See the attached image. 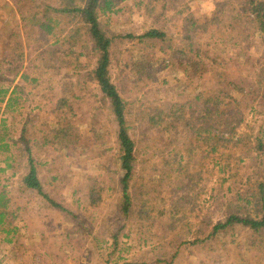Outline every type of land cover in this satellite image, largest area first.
Listing matches in <instances>:
<instances>
[{
	"label": "rangeland",
	"instance_id": "obj_1",
	"mask_svg": "<svg viewBox=\"0 0 264 264\" xmlns=\"http://www.w3.org/2000/svg\"><path fill=\"white\" fill-rule=\"evenodd\" d=\"M109 1L108 7L100 1L99 22L109 37L116 38L111 73L121 96L130 104L135 105L134 101L145 107L167 102L190 104L196 96L221 90L237 101L251 89H257L258 98L264 97V47L254 26L243 16L239 5L242 0ZM59 4V0H0V66L6 56L17 54L16 43H23L27 63L22 73L28 72L32 79L38 80L35 85L25 84L18 71L0 75V85L12 86L11 81L16 80L15 84L32 86L35 90L31 97L23 96L22 115L16 120L18 113H15V122L10 113L5 114L6 105L0 104V127L6 120L9 129L6 133L13 134L10 143L6 137L4 144L17 143L9 154L0 152V169L6 170L0 176L3 180L0 193L5 187L7 197L19 204V210L23 208V214L12 223L17 228L16 236L11 240L0 233V264H264V236L260 240L251 232L239 231L233 241L228 240L227 249L208 252L210 249L191 245L195 231L188 226L195 215L190 210L186 222H179L174 230L167 232L155 221L141 222L122 213L119 185L122 173L113 159L122 146L111 123L109 104L102 101L94 82L75 81L69 67L74 59H67L63 54L38 58L33 50L36 46H45L46 50V42L53 43V36H40L41 31L29 20H34L35 14L45 15V5L57 8ZM195 21L199 31L191 32L190 37L199 43L202 50L199 59L207 58L209 72L205 76L199 72L188 79L172 52L185 44L189 36L186 29ZM154 29L165 33L166 38L157 39V43L143 39ZM241 37L243 41L238 47L236 42ZM245 52H248L247 58L243 57ZM82 62L88 63L85 59ZM63 76L68 78L59 82ZM56 87L80 88L72 93L78 95V101L72 107L65 105L66 110H50V115L65 114L56 117L59 124L49 126V133L53 131L46 138L47 133L41 131L46 126L38 121L49 115L40 112L39 104L45 101L39 96ZM240 88L245 91L240 92ZM248 101L251 106L254 98L249 97ZM256 110L263 113L261 106ZM250 112L248 109L244 117L247 128L243 126L240 130L257 136L264 130V116ZM49 120L52 118L48 117ZM24 128L31 140L26 145L19 143ZM163 135L172 149L181 147L180 135L168 131ZM166 148L159 146L154 155L140 156L137 176L145 179L160 176V153ZM28 150L40 164L45 193L60 210L49 208L51 205L36 192L22 189L20 177L29 170L25 158ZM236 157L241 162H232L234 174L227 183L217 182L218 175L209 177L208 182L195 181L193 191L170 176L171 183L176 184L178 195L189 194L202 208L200 215L219 223L224 218V196L233 198L239 193L245 196L252 187L264 184V158L245 153ZM7 158L15 161L7 162ZM199 160H195L196 164ZM52 169H56L54 173H50ZM250 179L251 188L248 187ZM90 195L96 203L91 202ZM140 211L139 207L136 212ZM169 222L165 223L168 228ZM254 240L262 243L252 244ZM177 252L178 257L173 259Z\"/></svg>",
	"mask_w": 264,
	"mask_h": 264
},
{
	"label": "trees",
	"instance_id": "obj_2",
	"mask_svg": "<svg viewBox=\"0 0 264 264\" xmlns=\"http://www.w3.org/2000/svg\"><path fill=\"white\" fill-rule=\"evenodd\" d=\"M59 1L57 8L45 5V15L35 14L34 20H29L34 28L41 31L40 36H53V43L51 40L46 42V50L45 46H36L33 50L38 54V58L48 56L55 58L63 54L67 59H74L75 62L69 67H72L75 81L80 84L94 82L99 87L102 101L109 104L113 115L111 123L115 129L117 142L123 150L113 157L122 173L119 183L122 188L120 200L122 213L127 218L134 216L141 222L155 221L167 232L169 229L174 230L173 227L179 222H186V214L190 210L192 216L193 213L195 215L188 226L195 231L194 242H191V245L210 249L208 252L227 249L228 240L233 241L239 231L251 232L253 237L258 236L261 240L264 236L263 183L251 188L250 179L248 187L251 190L247 195L239 193L233 198L229 195L224 196L226 200L222 204L224 218L221 222L214 223L204 214L200 215L202 208L191 200L189 194L178 195L174 188L176 184H172L170 179L175 177L181 185L189 186L190 191H193L195 181L208 182L209 177L213 178L215 175L219 176L217 182H229L234 174L232 162H241V159L238 160L236 157L239 153L255 154L258 158H264V130L257 136L254 132L240 130L245 124L244 117L248 109L259 114L261 110H256V107L261 106L263 113L259 115L264 116V97L258 98L257 89H251L237 101L228 92L221 90L196 96L190 104L167 102L155 107H145L144 104H137V101H134L135 105L130 104L121 96L118 84L111 73L116 38L109 37L99 22L100 1L106 7L111 5L110 1ZM239 5L244 14L242 15L254 26L260 44L264 47V0H242ZM209 24L211 26V23ZM198 27L196 21L191 27L189 25L185 32L189 35L186 36L185 44L176 50L173 49L172 52V57L174 55L184 67L183 73L188 79H193L196 73L200 72V76H205L209 72L207 58L199 59L202 54L199 43L190 37L191 32L199 31ZM144 38L156 40L157 43L158 40L166 38V35L154 29L143 36ZM38 39L39 36L33 41ZM240 41H243V37L237 40L238 47ZM15 48L18 50L17 54L13 57L6 56L2 61L0 75L9 71H18L17 74H20L25 68L27 60L23 43H16ZM205 54L207 55L208 51H205ZM247 56L248 52H245L243 57ZM83 59L88 63L82 62ZM51 63L49 61L50 66ZM69 67L67 68L70 70ZM67 78L68 76H63L59 82ZM21 80L31 85L38 82L32 79L28 72L21 74ZM15 81H11L12 86L0 85V104L6 105L5 114L10 113L12 122L22 115L20 112L22 113L25 104L23 96L31 97L35 91L32 86L15 84ZM239 91L245 90L240 88ZM249 97L254 98L251 106ZM15 113H18L16 120ZM167 131L175 136H181L183 143L180 148L172 149V144L166 143L163 134ZM6 132L8 133L9 129L5 120L1 122L0 127V152L9 154L17 143L15 142L13 146L8 144L13 139V134ZM28 133L25 128L22 130L20 144L26 145V142H31ZM6 137L8 143L4 144ZM159 146L167 147L160 153L161 162L159 165L156 164L161 169V175L146 179L144 176H137L138 158L143 154L154 155ZM30 154L29 150L25 152L29 170L27 175L20 177L22 189L25 192H36L51 205L49 208L60 210V206L45 193L43 181L40 180V164ZM197 158H200L198 164L195 161ZM6 161L15 159L7 158ZM55 170L52 169L50 173H54ZM5 172V169H0V176ZM55 179L59 178L56 176ZM2 181L0 179V187ZM5 190L4 187L0 193V233L11 237L12 240L17 234V228L12 223L18 219V215L23 214L21 212L23 208L19 210V204L10 200ZM90 200L94 203L93 195H90ZM191 205L192 207L188 208ZM139 207L141 211L136 212ZM168 221H171L169 228L165 224ZM256 243L262 241L252 242ZM181 245L186 246V243ZM178 255V252L175 253L173 259Z\"/></svg>",
	"mask_w": 264,
	"mask_h": 264
},
{
	"label": "crops",
	"instance_id": "obj_3",
	"mask_svg": "<svg viewBox=\"0 0 264 264\" xmlns=\"http://www.w3.org/2000/svg\"><path fill=\"white\" fill-rule=\"evenodd\" d=\"M67 88V87H66ZM80 88H69V90H65V88L63 87H56L52 90H50L49 92H46V94H42L39 96V99L45 102H41L39 104V109L40 112L44 113V114H48V117H51L52 120L48 121V117H46L45 119H40L38 122H40L41 124L45 125L46 128L42 129L41 131H45L46 134V138L49 137V134L52 133V131L49 133V126H53L54 124L58 125L59 124V120H57L56 117H59L60 115H50L49 112L51 109L53 110H57V109H62V110H66V108L64 107L65 105H68L69 107H72L73 104L77 103L78 101V95L76 94V96H73L72 93H75L74 91H78ZM50 95V97H49ZM55 96V98H53ZM49 97V98H48ZM53 98V100H51ZM83 108V107H82ZM66 115H70V114H66Z\"/></svg>",
	"mask_w": 264,
	"mask_h": 264
}]
</instances>
